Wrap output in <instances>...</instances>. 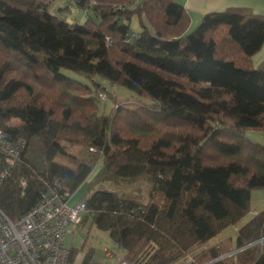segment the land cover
<instances>
[{
    "label": "trees",
    "instance_id": "trees-1",
    "mask_svg": "<svg viewBox=\"0 0 264 264\" xmlns=\"http://www.w3.org/2000/svg\"><path fill=\"white\" fill-rule=\"evenodd\" d=\"M54 1L0 0V128L26 140L0 207L17 221L55 182L73 195L88 180L79 226L107 230L129 264H171L238 222L264 188V144L243 133L264 130V58L252 62L264 14L227 7L188 30L177 0H73L84 12L74 21ZM98 78L130 89L135 106L108 90L100 111ZM235 245L193 260L264 264V208ZM92 257L89 247L82 264Z\"/></svg>",
    "mask_w": 264,
    "mask_h": 264
},
{
    "label": "built area",
    "instance_id": "built-area-1",
    "mask_svg": "<svg viewBox=\"0 0 264 264\" xmlns=\"http://www.w3.org/2000/svg\"><path fill=\"white\" fill-rule=\"evenodd\" d=\"M25 147L23 137H12L0 128V184L21 158ZM86 200L85 196L72 201V194L55 182L17 221L0 207V264H70L71 247L66 245L65 236L82 221ZM106 252L112 255L108 247ZM189 261L209 264L193 263L191 257ZM118 264L129 262L121 257Z\"/></svg>",
    "mask_w": 264,
    "mask_h": 264
},
{
    "label": "rangeland",
    "instance_id": "rangeland-1",
    "mask_svg": "<svg viewBox=\"0 0 264 264\" xmlns=\"http://www.w3.org/2000/svg\"><path fill=\"white\" fill-rule=\"evenodd\" d=\"M73 0H55L51 5V10L58 11L59 7H64L68 4L71 5V10L67 11L65 18L69 21H74L76 18L83 19L84 18V12L79 9L77 6L74 5ZM132 28L137 29L139 28V24L137 23V18L134 16L132 18ZM197 24L193 25L196 26ZM264 58V45L262 48L252 57L253 64L257 65L262 59ZM81 79L87 80L84 77ZM103 87L98 92L99 97L101 99L100 101V111H106L110 109V107L113 104V101L111 98L108 97L107 91L111 90L114 91L116 95L121 100L127 101L128 103L131 101V106H135V100L132 102L131 99H127V97H130L132 92L127 87L111 82L107 79L98 78ZM244 135L250 138L253 141L260 142L264 144V130H254V129H246L243 131ZM97 169V168H96ZM94 173L92 174V176ZM91 176V177H92ZM91 177L89 179H91ZM88 184V180L85 181L75 192L77 196L81 195ZM106 186H109L111 188H115L114 185L111 183L106 182ZM264 208V188H254L251 191V209L250 211L242 217L238 222L235 224H230L226 228H224L221 232H219L217 235L209 239L203 244H199L195 246L190 252H188L186 255L180 257L178 260L174 261L171 264H190V257L194 258V256L201 250L210 247L213 244L221 243V247L223 248L224 252L221 253L220 256L226 255V254H235L240 248H237L235 245V237L237 233L238 226H241L244 224L247 220H249L257 211ZM90 229V231L87 233V230ZM66 243L71 244L72 241L73 245H78L79 247L77 252L85 253L86 250L89 247L93 248V261L90 264H118L119 258L122 257L123 251L116 248V252L112 251L111 249H114L113 242L110 238L109 232L104 229H100L95 225H92L89 227V225L86 226V230L84 231L82 228H79L74 234L68 233L66 237ZM83 241L85 242L83 244ZM83 244V245H81ZM111 248L110 251L112 253L111 256L107 255L106 248ZM227 255V256H229ZM193 263H205V262H193Z\"/></svg>",
    "mask_w": 264,
    "mask_h": 264
},
{
    "label": "crops",
    "instance_id": "crops-1",
    "mask_svg": "<svg viewBox=\"0 0 264 264\" xmlns=\"http://www.w3.org/2000/svg\"><path fill=\"white\" fill-rule=\"evenodd\" d=\"M184 4L185 8L188 10L190 14V25L188 27V30L192 28L193 25L197 24L202 16L210 11H219L224 10L227 7H250L253 12L264 14V0H177ZM87 188V187H86ZM86 193L85 191L77 196L75 193L72 195V201H77L78 199H81L82 196ZM89 225L91 227L90 221L87 222V224L84 227L78 226L74 231L68 232L70 234H74L79 228H82L84 231L86 230V226ZM240 226H238L239 228ZM237 228V230H238ZM90 231L87 230V233ZM68 233L65 236V243H66V237ZM71 244L66 243V245L72 247H79L78 245H73L72 241ZM85 242L83 241V244ZM81 244V245H83ZM85 253L82 252H76L73 260L70 262V264H82V260ZM93 261V258H92ZM92 263V262H91Z\"/></svg>",
    "mask_w": 264,
    "mask_h": 264
},
{
    "label": "water",
    "instance_id": "water-1",
    "mask_svg": "<svg viewBox=\"0 0 264 264\" xmlns=\"http://www.w3.org/2000/svg\"><path fill=\"white\" fill-rule=\"evenodd\" d=\"M227 255H229V254H226V255H223V256H219V257L215 258L212 262H214L216 260H219V259H222L223 257H226Z\"/></svg>",
    "mask_w": 264,
    "mask_h": 264
}]
</instances>
